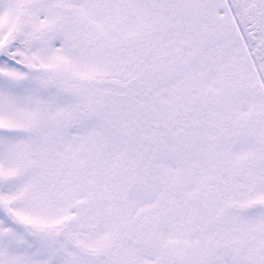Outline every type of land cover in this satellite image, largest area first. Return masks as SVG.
Returning <instances> with one entry per match:
<instances>
[{"label":"snow or ice","instance_id":"obj_1","mask_svg":"<svg viewBox=\"0 0 264 264\" xmlns=\"http://www.w3.org/2000/svg\"><path fill=\"white\" fill-rule=\"evenodd\" d=\"M0 264H264V0H0Z\"/></svg>","mask_w":264,"mask_h":264}]
</instances>
